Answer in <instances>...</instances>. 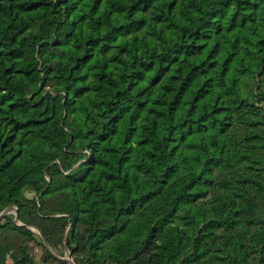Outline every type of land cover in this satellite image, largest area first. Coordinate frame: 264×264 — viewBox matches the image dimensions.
<instances>
[{
  "label": "trees",
  "instance_id": "1",
  "mask_svg": "<svg viewBox=\"0 0 264 264\" xmlns=\"http://www.w3.org/2000/svg\"><path fill=\"white\" fill-rule=\"evenodd\" d=\"M8 206L0 264H264V0H0Z\"/></svg>",
  "mask_w": 264,
  "mask_h": 264
},
{
  "label": "water",
  "instance_id": "2",
  "mask_svg": "<svg viewBox=\"0 0 264 264\" xmlns=\"http://www.w3.org/2000/svg\"><path fill=\"white\" fill-rule=\"evenodd\" d=\"M5 213H14V221H15L16 223L20 224L19 221H18L17 210H16V208H15L14 206H8V207H6L5 209H3V210L0 212V216H1L2 214H5ZM29 229H31V230H33L34 232L38 233V234L41 236V241H42L44 247H45L48 251H50V252L53 253V251L51 250V248H50V246L48 245L47 241H46L45 238L41 235V232H40L37 228H35L34 226H30ZM66 252H67V254L65 253L66 255L64 254V256H58V255H56V254H55V255H56L57 257H59V258L65 260L68 264H75V263L73 262V260L71 259V257H69V254H68V251H67V250H66Z\"/></svg>",
  "mask_w": 264,
  "mask_h": 264
},
{
  "label": "built area",
  "instance_id": "3",
  "mask_svg": "<svg viewBox=\"0 0 264 264\" xmlns=\"http://www.w3.org/2000/svg\"><path fill=\"white\" fill-rule=\"evenodd\" d=\"M38 251V248L37 247H35V248H33L32 250H31V252H33V253H35V252H37ZM66 255V254H65Z\"/></svg>",
  "mask_w": 264,
  "mask_h": 264
},
{
  "label": "rangeland",
  "instance_id": "4",
  "mask_svg": "<svg viewBox=\"0 0 264 264\" xmlns=\"http://www.w3.org/2000/svg\"><path fill=\"white\" fill-rule=\"evenodd\" d=\"M32 253H33V252H32ZM35 253H36V252H35ZM65 253L67 254V252H66V251L64 252V254H65Z\"/></svg>",
  "mask_w": 264,
  "mask_h": 264
}]
</instances>
